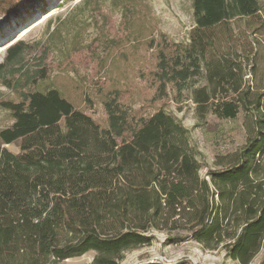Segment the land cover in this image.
Listing matches in <instances>:
<instances>
[{"label":"trees","instance_id":"obj_1","mask_svg":"<svg viewBox=\"0 0 264 264\" xmlns=\"http://www.w3.org/2000/svg\"><path fill=\"white\" fill-rule=\"evenodd\" d=\"M26 2L0 0V15ZM192 18L187 42L145 40L153 110L112 89L103 125L57 89H39L48 50L8 46L0 83L17 100L0 102L12 119L0 129V264H61L88 252L89 264H120L154 232L222 249L236 264L264 254V0H192ZM170 96L178 111L191 103L198 124L242 114L243 145L207 166L167 109Z\"/></svg>","mask_w":264,"mask_h":264},{"label":"rangeland","instance_id":"obj_2","mask_svg":"<svg viewBox=\"0 0 264 264\" xmlns=\"http://www.w3.org/2000/svg\"><path fill=\"white\" fill-rule=\"evenodd\" d=\"M125 2L128 0H29L16 15H0V63L8 46L15 43L31 47V55L48 50L49 76L39 89H57L102 125L106 117L101 101L112 89H119L124 102L134 109L148 102L142 109L151 111L149 73L154 58L145 40L164 35L176 43L187 42L193 27L192 0H138L130 9H125ZM124 12L132 18L124 20ZM6 100L16 101L17 97L0 83V102ZM167 100V109L190 131L207 166L216 153L243 145L242 114L235 121L211 117L198 124L191 103L183 102L178 111L171 96ZM11 124L9 113L0 108V129ZM6 147L18 151L15 145ZM174 234L154 232L150 246L126 252L120 264H236L222 249L209 251L192 241H169ZM263 256L259 253L250 264H260ZM93 257L94 252H88L61 264H89Z\"/></svg>","mask_w":264,"mask_h":264}]
</instances>
